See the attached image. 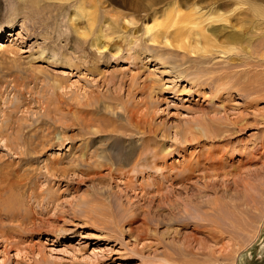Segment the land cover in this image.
I'll use <instances>...</instances> for the list:
<instances>
[{"label": "rangeland", "instance_id": "1", "mask_svg": "<svg viewBox=\"0 0 264 264\" xmlns=\"http://www.w3.org/2000/svg\"><path fill=\"white\" fill-rule=\"evenodd\" d=\"M170 1L215 18L209 25L227 43L184 58L146 40L150 17ZM79 3L95 6L85 39L69 26ZM38 4L0 0V264H264V0ZM98 35L120 50L95 45ZM214 85L225 89L216 98ZM49 97L65 118L46 116ZM131 108L139 131L130 136ZM197 126L218 135L189 140ZM190 162L206 167L172 180ZM231 181L230 193L247 198L240 228L225 224L210 240L192 226L196 213L175 220L176 205L209 201Z\"/></svg>", "mask_w": 264, "mask_h": 264}, {"label": "bare ground", "instance_id": "2", "mask_svg": "<svg viewBox=\"0 0 264 264\" xmlns=\"http://www.w3.org/2000/svg\"><path fill=\"white\" fill-rule=\"evenodd\" d=\"M31 3H34V4H38L39 2H44V3H49L52 5H61L63 4V2L67 1V0H29ZM25 5V4H24ZM39 5V4H38ZM37 5V6H38ZM55 7V6H54ZM57 7V6H56ZM91 7H95L94 5L91 6H87L86 4L84 3H79L77 6H75L74 10H73V15L71 16L70 18V23H69V26L71 28V30L73 32L76 33V35L79 37V38H82V39H85L89 36V34L91 33V31H93V24H94V21H95V16H94V10L91 9ZM161 12L156 15V14H153L151 17H150V24L147 25L145 28H144V37L146 38V40L148 39V41H151V42H164V45L168 46V45H171V46H174L176 48H179V49H182L184 51V53H182V56L184 58H186V55H188L189 53H194L196 54L199 58H205L207 55H209V53L211 51H214L216 48L218 49V47H220V45H222L224 42L227 43V41H225V39H219V41L217 40V38L215 37V28H211L210 27V21L212 22V20L214 21L215 18L212 19L211 16H207L206 14L204 15L203 12L205 11H201L202 13L198 12L197 11V7H195L194 5H191V4H186L185 7L181 6V5H178V3H175L174 1H170L169 3H166L165 6L162 7V9H160ZM209 13V12H208ZM207 13V14H208ZM216 13V12H215ZM212 15V14H211ZM220 15V13H219ZM214 17V16H213ZM220 19V18H219ZM221 20V19H220ZM13 27V24L9 25L8 26V29H12ZM5 29H1L0 30V37L3 36V34H6L4 32ZM101 36V35H100ZM217 36V35H216ZM102 37V36H101ZM99 38V35L98 36H95L94 39H93V42L95 45H98V47H101L102 49H107V48H110L112 50H114L115 52H118L120 50V45L118 43H106L108 42L107 39H102V38ZM232 38V37H231ZM106 40V41H105ZM230 40V39H229ZM233 41V40H232ZM225 43V44H226ZM170 46V47H171ZM224 46V44H223ZM229 45H225V47ZM222 47V46H221ZM224 48V47H223ZM171 49V48H170ZM225 49V48H224ZM181 50V51H182ZM220 50V49H219ZM222 51V50H221ZM180 52V51H179ZM191 54V55H192ZM183 60V59H182ZM198 61H202V60H198ZM203 69V68H202ZM200 70V69H199ZM205 70V69H203ZM206 72V71H205ZM203 73V71H202ZM201 74L199 73L198 76H200ZM206 75V74H205ZM211 75V74H210ZM204 76V75H203ZM212 76V75H211ZM230 76V75H229ZM202 77V75L200 76ZM215 77V76H214ZM227 77V76H226ZM208 78V75L207 77ZM213 78V76H212ZM229 78V77H228ZM203 79V78H202ZM209 79V78H208ZM211 79V78H210ZM214 79V78H213ZM215 80V79H214ZM218 81V79H216ZM54 81V80H53ZM52 81V83H53ZM198 81V80H197ZM200 82V81H199ZM205 82V81H204ZM211 82V81H208V83ZM214 82V81H213ZM216 83V81H215ZM215 83H212L211 86H213V84ZM221 83V82H220ZM253 83V82H252ZM256 83V82H255ZM254 83V84H255ZM197 84V83H196ZM202 84V82H201ZM210 84V83H209ZM218 84V82H217ZM259 84V83H258ZM59 83H53L52 86L53 87H59ZM207 85V84H206ZM251 85V84H250ZM209 85V87H211ZM247 86H249L247 84ZM246 86V87H247ZM256 86H258L256 84ZM260 86V85H259ZM258 86V87H259ZM203 87V86H202ZM228 87V86H227ZM261 87V86H260ZM51 88V87H50ZM199 88V87H198ZM239 88V87H238ZM237 88V89H238ZM240 88H243V85L242 87ZM264 88V86L262 87V89ZM224 89V86L223 85H214V87H212V91L214 90V93H213V97L216 98V96L219 95V92L221 90ZM227 89V88H226ZM235 89V87H234ZM245 89V88H244ZM46 90V89H45ZM225 90V89H224ZM231 90V89H230ZM247 90V88H246ZM264 90V89H263ZM262 90V91H263ZM229 91V90H228ZM233 91V90H231ZM242 92V90H240ZM245 91V90H244ZM222 92V91H221ZM237 92V91H235ZM240 92V93H241ZM247 92V91H246ZM256 91H253V93H255ZM49 93H54V90L52 89V92H51V89H49ZM230 94V93H229ZM238 94H239V91H238ZM243 95H246L244 93H242ZM240 94V95H242ZM249 95V93H248ZM255 95V94H253ZM252 95H250L251 97ZM259 96V95H258ZM52 97V96H51ZM49 97V99L47 101H44V106L42 107L43 110L45 111V114L46 116L51 120V121H60V119L62 117H66V116H63L62 114V117L60 116L61 115V107L58 106V102H56V105L54 104V101L52 100V98ZM247 97V96H246ZM254 97V96H252ZM257 97V96H255ZM59 99V98H57ZM217 100V99H216ZM252 102V101H251ZM67 103V102H66ZM214 103H212V106L215 107L213 105ZM249 105V104H248ZM65 106V105H64ZM219 106V105H218ZM220 109V108H219ZM218 109V110H219ZM69 110V109H68ZM65 111L63 113H66L68 112ZM217 110V109H216ZM217 110V112H218ZM58 112V113H57ZM56 113L57 115L60 114L59 116H56ZM69 113V112H68ZM67 113V114H68ZM73 113V112H72ZM136 113V110L134 108H131V109H128L127 111V121L130 123V128L128 127L129 129V132H128V135H130L133 130H136V131H139L138 128L135 129V123L133 122V117H136V116H133L134 114ZM53 114V115H52ZM56 116V117H55ZM56 118V119H55ZM59 118V119H58ZM137 118V117H136ZM82 119V118H81ZM89 120V118H87ZM143 119V118H142ZM227 120V119H226ZM72 121V120H71ZM78 121V120H76ZM85 123V124H84ZM82 124V126L84 127V129L88 132L89 130V127H88V123L89 121L87 122L86 119H85V122ZM80 124V123H79ZM77 124V125H79ZM76 125V126H77ZM71 126V125H70ZM80 126V125H79ZM227 126V125H226ZM81 127V126H80ZM79 127V128H80ZM221 127V126H220ZM8 128V127H7ZM225 128V127H224ZM83 129V131H84ZM199 126L197 127H194V130H197L196 132L199 133V134H194L192 133L191 129H189V131H187L186 134L189 133V136L191 137V139L189 140H197L196 142H198V136H215L216 133L214 132H211L207 129H202V130H199ZM82 130V129H81ZM123 130L125 131L126 129L123 128ZM218 130V129H217ZM224 130V129H223ZM18 131V130H17ZM16 131V132H17ZM43 131V130H42ZM204 131V132H203ZM25 132V131H24ZM144 132V131H143ZM227 132V131H226ZM1 133V132H0ZM27 133V132H26ZM229 133V132H228ZM34 134V133H33ZM223 134V133H222ZM43 135V139H46V137L48 135ZM106 135V134H105ZM103 135L101 136L102 137H106L108 135ZM218 135V134H217ZM2 136V135H1ZM131 136V135H130ZM223 136V135H222ZM18 137V136H17ZM149 137V136H148ZM107 138V137H106ZM109 138L113 139L114 141H116L117 143L120 142L119 140H121V137L118 136V135H112V136H109ZM213 138V137H212ZM210 138V139H212ZM89 139V138H88ZM226 139V138H225ZM48 140V138H47ZM53 140V139H52ZM188 139L186 138L185 134L183 133L182 135V143L187 141ZM209 140V139H208ZM224 140V139H223ZM24 141V140H23ZM91 141V140H90ZM40 143V142H39ZM135 143V142H134ZM136 145V143L134 144ZM137 147V145H136ZM182 147V146H181ZM264 148V147H262ZM26 149V148H24ZM24 151V150H23ZM121 152V151H120ZM118 153V152H117ZM133 153V152H131ZM25 154V153H24ZM124 154L125 153H120V155L124 156V157H128L127 155L125 156ZM121 157V156H120ZM207 157V156H206ZM122 158V157H121ZM135 159V157H133ZM132 158V159H133ZM119 159V158H118ZM133 159V160H134ZM192 159V158H190ZM199 159V158H198ZM203 159V157H202ZM217 159V158H215ZM126 160V159H125ZM196 160V159H195ZM117 161V160H116ZM197 161V160H196ZM207 161V160H205ZM220 161V160H219ZM192 162V161H191ZM189 163V164H185L184 167L182 169H180L178 172H177V176L179 175V177L175 176L174 174V177L172 178V180H176V181H180L181 183L186 181V179L188 177H193L195 174V170L199 169L201 167L202 164H200L199 166V163L198 162H193V163ZM216 162V161H215ZM203 163V162H202ZM206 163V162H205ZM208 165H212V164H209ZM221 165V164H220ZM203 168L206 167L204 165H202ZM213 166V165H212ZM215 167V166H214ZM202 168V169H203ZM205 169V168H204ZM218 169V168H217ZM220 169V168H219ZM201 169H199L200 171ZM11 174V173H10ZM197 174V173H196ZM201 175V174H200ZM215 175V174H214ZM7 176V175H6ZM12 176V175H11ZM197 176V175H196ZM12 179V177H10V180ZM199 179V178H198ZM228 180V179H227ZM8 184H6L7 186H10L9 185V181L7 182ZM205 183V182H204ZM234 184V182L231 181V183L229 182H226L225 184H223V186H225V188L222 190L223 192L220 193V194H217L219 196L217 197H214L213 195V199H210L209 197V201H206L205 199H200L198 195H193L195 197H189V199H187L186 203L182 206V208H179L178 205H176V207L178 208V210L176 211V213L174 214L176 216L177 215H180L178 213L182 212L183 214H181L179 216V219L178 218H175V216L172 218H175V220L177 219L179 221V223L181 222L182 224H188L189 222L188 221H191L188 218V215L186 214H193L195 215L196 213V217L197 215L202 212V215L204 214L205 217L203 218V216L201 217H195V219L192 221V226L196 229V231H205L207 233V237L210 238V240H213V238L217 235V233H220V235L223 236V234L226 235V233L223 232L222 230V227L225 225V224H231V223H236L235 226L239 228L241 227V224L240 223H237L236 221V214L238 213V210L240 211V208H244V207H247V202H246V199L244 197L242 198H236L235 195H233V193H230V186H232ZM6 186V187H7ZM12 186V185H11ZM10 186V187H11ZM17 186V185H15ZM205 187L207 185H204ZM210 186V189H214V183H210L209 184ZM221 186V187H223ZM5 187V188H6ZM235 187V186H234ZM3 188V187H2ZM8 188V187H7ZM16 188V187H15ZM18 188V187H17ZM9 189V188H8ZM7 189V190H8ZM12 189V188H11ZM209 189V190H210ZM199 194V193H198ZM214 194V193H213ZM200 195V194H199ZM206 196V195H205ZM244 198V199H243ZM5 200V199H4ZM205 200V201H204ZM239 201V203H238ZM4 202V201H3ZM18 202V201H17ZM175 203V202H174ZM173 203V204H174ZM14 208L13 207V202H12V199H7L6 200V203H4L2 205V209L3 212H5V216L8 215L7 212H11V210L14 211ZM193 211V212H192ZM12 214V213H11ZM15 215V214H14ZM223 216V219L222 221H220V218ZM177 217V216H176ZM11 218V217H10ZM194 218V216H193ZM5 219V218H4ZM6 220V219H5ZM12 220V219H11ZM206 222H204V221ZM224 220V221H223ZM245 220V219H244ZM176 221V222H178ZM174 222V221H173ZM243 222V221H242ZM162 223V222H161ZM191 223V222H190ZM183 225V226H184ZM234 225V224H232ZM231 225V226H232ZM189 226V225H188ZM1 228V227H0ZM4 229V227H2ZM9 228V226H8ZM193 228V229H194ZM192 229V228H191ZM225 231L228 232L229 236H231L230 234V231L225 228ZM200 233V232H199ZM219 235V234H218ZM1 237V235H0ZM224 237V236H223ZM10 238V237H9ZM230 238V237H228ZM218 239V238H217ZM234 239V238H233ZM11 240V239H10ZM231 240V239H230ZM191 258V257H190ZM227 259V258H226ZM166 260V259H165ZM178 260V259H176ZM200 260V258H199ZM196 261V260H195ZM203 261V260H202Z\"/></svg>", "mask_w": 264, "mask_h": 264}]
</instances>
